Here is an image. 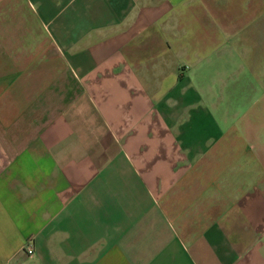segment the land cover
Instances as JSON below:
<instances>
[{"label":"crops","instance_id":"1","mask_svg":"<svg viewBox=\"0 0 264 264\" xmlns=\"http://www.w3.org/2000/svg\"><path fill=\"white\" fill-rule=\"evenodd\" d=\"M0 264H264V0H0Z\"/></svg>","mask_w":264,"mask_h":264},{"label":"built area","instance_id":"2","mask_svg":"<svg viewBox=\"0 0 264 264\" xmlns=\"http://www.w3.org/2000/svg\"><path fill=\"white\" fill-rule=\"evenodd\" d=\"M24 248L26 249V252L28 254H32L33 253V246H32V243H31L30 239H28V241L26 242V245L24 246Z\"/></svg>","mask_w":264,"mask_h":264}]
</instances>
